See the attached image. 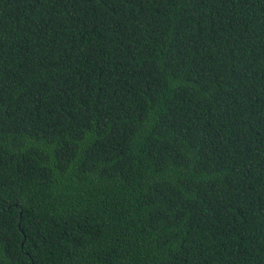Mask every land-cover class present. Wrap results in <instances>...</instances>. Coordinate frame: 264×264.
<instances>
[{
    "label": "trees",
    "instance_id": "obj_1",
    "mask_svg": "<svg viewBox=\"0 0 264 264\" xmlns=\"http://www.w3.org/2000/svg\"><path fill=\"white\" fill-rule=\"evenodd\" d=\"M0 264H264V0H0Z\"/></svg>",
    "mask_w": 264,
    "mask_h": 264
}]
</instances>
